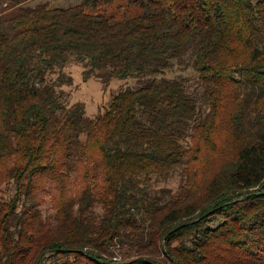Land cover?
<instances>
[{"label": "trees", "instance_id": "1", "mask_svg": "<svg viewBox=\"0 0 264 264\" xmlns=\"http://www.w3.org/2000/svg\"><path fill=\"white\" fill-rule=\"evenodd\" d=\"M26 1L0 0V264H264V0ZM71 62L120 83L93 117Z\"/></svg>", "mask_w": 264, "mask_h": 264}, {"label": "rangeland", "instance_id": "2", "mask_svg": "<svg viewBox=\"0 0 264 264\" xmlns=\"http://www.w3.org/2000/svg\"><path fill=\"white\" fill-rule=\"evenodd\" d=\"M77 1L79 0H28L22 3V5L34 6L37 3L46 2L48 5L55 7L68 6L69 4H73ZM7 7H4V11L8 14L13 7H11L12 9ZM64 70L72 77L71 84L63 86L68 95V103L73 101L83 102L85 106V113L89 117H93L103 111V109L108 105L111 94L114 93L120 85L116 79L111 80L107 85L95 80L94 78H89L84 81L81 76V66L74 62L68 63ZM163 77L184 79V84L187 90L195 96L197 103L199 106L201 105L202 110L206 111L207 106L206 104H203V100L201 98L202 85L197 80V74L191 66L175 63L171 68L165 70ZM126 84L133 85L135 82L133 80H128ZM83 138L84 136H81V139ZM182 145L189 147V157H200L202 147L190 143V138L188 136H186L184 141H182ZM181 170L182 166H178L165 177L153 176L150 181L151 192L159 194L160 191L164 189L175 192L181 183ZM3 189L5 196H7L8 191L6 186H4ZM94 211L97 215L102 213V209L99 204L94 205ZM40 213L43 218L53 219L54 210L51 207L48 198L40 206ZM215 221L218 222V219ZM112 250L114 257L116 258L132 254V252H128L125 248H120L119 244L116 243L112 246Z\"/></svg>", "mask_w": 264, "mask_h": 264}]
</instances>
